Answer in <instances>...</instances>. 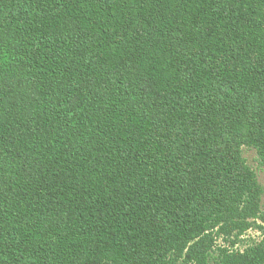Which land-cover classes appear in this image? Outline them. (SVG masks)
<instances>
[{
  "label": "trees",
  "instance_id": "16d2710c",
  "mask_svg": "<svg viewBox=\"0 0 264 264\" xmlns=\"http://www.w3.org/2000/svg\"><path fill=\"white\" fill-rule=\"evenodd\" d=\"M264 0H0V264H264Z\"/></svg>",
  "mask_w": 264,
  "mask_h": 264
},
{
  "label": "rangeland",
  "instance_id": "374dc122",
  "mask_svg": "<svg viewBox=\"0 0 264 264\" xmlns=\"http://www.w3.org/2000/svg\"><path fill=\"white\" fill-rule=\"evenodd\" d=\"M242 157L246 164L256 172L259 183L264 190V163L262 162L258 152L254 148L247 146L242 147ZM262 211L264 212V195L262 197ZM259 219L247 220L245 228H235L226 233L218 231L214 232L215 247L225 248L231 253H244L250 246L259 244L264 238V214Z\"/></svg>",
  "mask_w": 264,
  "mask_h": 264
}]
</instances>
